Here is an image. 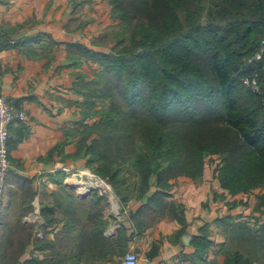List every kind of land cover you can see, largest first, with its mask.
Segmentation results:
<instances>
[{"label":"trees","instance_id":"obj_1","mask_svg":"<svg viewBox=\"0 0 264 264\" xmlns=\"http://www.w3.org/2000/svg\"><path fill=\"white\" fill-rule=\"evenodd\" d=\"M110 3L111 16L119 19L111 33L117 54L77 45L79 57L100 67L92 79L79 75L74 83L86 119L100 115L84 125L88 168L122 203L141 199L152 175L162 189L177 176L200 181L205 156L216 154L214 176L221 189L231 195L260 191L251 224L232 214L217 219L229 245L223 264H264V52L256 57L264 45V0ZM253 77L259 86L254 93L245 83ZM93 97L101 99L99 110L93 109ZM129 162L131 183L122 188L128 174L121 165ZM25 191L31 202V188ZM162 195L153 193L149 203L159 201L162 213L183 225L179 205ZM91 196L96 203L106 199L95 192ZM21 211L12 224L0 227V264H78L79 259L124 256L145 228L143 222L127 226L122 221L110 238L104 232L112 221L101 210L90 211L78 227L69 209L72 219L53 240L31 241V230L21 221L27 210ZM40 213L47 227L62 220L47 205ZM128 229L133 230L129 235ZM29 243L36 253L21 262ZM207 243L204 235L194 239L199 255Z\"/></svg>","mask_w":264,"mask_h":264},{"label":"crops","instance_id":"obj_2","mask_svg":"<svg viewBox=\"0 0 264 264\" xmlns=\"http://www.w3.org/2000/svg\"><path fill=\"white\" fill-rule=\"evenodd\" d=\"M93 1L0 0V93L25 113L24 120L14 119L8 127L11 169L0 203L8 204L6 213L10 216L22 212L26 203L29 206L37 201L41 208L47 205L50 214L62 219L49 225L46 231L49 240L64 228L70 217L69 209L78 227L87 221L90 211L101 210L103 217L112 221L104 235L111 238L118 232L108 193L98 188L82 194L80 190L89 179L83 176L80 182L73 177L75 174L69 176L89 169L83 133L85 123L92 122L86 119L74 83L77 76L86 78L98 68L95 62L79 57L77 45L105 52L111 43V29L117 23L110 14L109 1ZM97 5H101L102 11ZM205 169L200 181L177 176L169 180L167 189L156 186V176L152 175L149 189L141 199L119 203L112 190L124 224L133 226V220L145 224L143 232L134 235L126 251L138 254V264H175L176 259H185L188 264H223L229 245L217 219L230 214L246 218L244 211L238 210L246 198H253L248 217L256 215L254 206L260 191L231 195L221 189L214 170L213 182ZM129 184L124 182L122 188ZM28 186L33 192L29 203L21 196ZM93 192L107 199L101 198L96 203L91 196ZM155 192L179 205L183 225L164 215L159 201L153 202L155 206L149 203L148 197ZM250 203L248 200L245 205ZM27 213L28 210L21 218L22 223ZM132 232L128 229L127 235ZM203 235L209 243L199 255L194 239ZM28 247L21 262L28 260L31 252L36 253L32 243ZM122 259L123 256L113 255L102 260L79 259L78 264H123Z\"/></svg>","mask_w":264,"mask_h":264},{"label":"built area","instance_id":"obj_3","mask_svg":"<svg viewBox=\"0 0 264 264\" xmlns=\"http://www.w3.org/2000/svg\"><path fill=\"white\" fill-rule=\"evenodd\" d=\"M257 58H260V53L257 54ZM254 84V83H253ZM256 90V89H255ZM24 120L25 113L23 110H18L15 106L10 104L5 97L0 93V198H2L6 186H7V175L11 169V160L9 154L8 142L10 138L9 125L14 120ZM66 171V167H63ZM73 174H79L81 177H87L89 181L87 184L82 186L80 193H86L92 189H102L106 194L108 193L109 201L112 204L115 221L114 227L118 229L119 223L122 222V212L119 210L117 201H113L114 194L111 186L103 179L96 176L90 169L80 170L78 172L69 173V176ZM98 181H102L100 184ZM73 185H77L75 182ZM23 222L32 228L34 240H42L46 238V226L45 220L40 213V207L38 202L35 201L33 205V211L23 218ZM123 264H138V254L134 251H128L122 259ZM175 264H188L184 259H176Z\"/></svg>","mask_w":264,"mask_h":264},{"label":"rangeland","instance_id":"obj_4","mask_svg":"<svg viewBox=\"0 0 264 264\" xmlns=\"http://www.w3.org/2000/svg\"><path fill=\"white\" fill-rule=\"evenodd\" d=\"M99 0H94L93 2H95V3H97ZM107 1V3H108V1H109V5H110V14H111V12H112V9H113V4L112 3H110V0H106ZM103 3V2H102ZM97 9L99 10V11H102V7H101V5H97ZM115 20L117 21V23H116V25L115 26H117L118 25V23H119V19L118 18H115ZM115 26H113L112 27V29H111V33L112 32H114V31H116V27ZM107 42V41H106ZM115 46V42L113 43V42H111V43H108V45H107V47H108V49L105 51V53H111V54H113V53H116L117 54V50H118V48H116V47H114ZM263 52H264V45L261 47V50H260V56H261V54H263ZM100 69V67H98V68H96V71L97 70H99ZM94 77V73L92 74V75H90V76H86V78H84L85 80H90V79H92ZM256 81V82H255ZM245 83H246V85L247 86H249V88L251 89V91L253 92V91H255V89L256 90H258L259 91V86H258V83H257V80H255V77H253V79L252 80H245ZM254 83V84H253ZM254 93V92H253ZM101 99H99V98H97V97H93L92 99H91V101L92 102H94L95 104H94V106H93V109L94 110H99L100 109V101ZM109 104L108 103H106V106H108ZM92 116V118H91V120H94V119H100V115H98V114H93V115H91ZM205 160H206V169H205V174H206V176L211 180V181H213L214 182V176H213V170L215 169V166H216V164L218 163V156L216 155V154H211V155H206L205 156ZM131 165V163L129 162V163H123L122 165H121V167H123V169H125V170H127V174H128V176L124 179V181L126 182V183H131V178H132V167L130 166ZM125 170H123V172L125 171ZM131 172V173H130ZM30 195V192L29 191H25V190H23V193H21V196H22V198L24 199V200H28V196ZM106 199H107V197H106ZM244 199V198H243ZM245 201H242L243 203H241V206H239V208H238V210L239 211H241V210H243L244 211V213H245V216H246V218L245 217H236V221H242V220H245V219H249V224H251L252 223V221L254 220L252 217H248V215H249V212H250V208H251V204H252V202H253V198H250V199H248V198H246V199H244ZM249 200V202H251L250 204H249V206H246L245 205V202H247ZM113 201L115 202L116 201V197H114L113 198ZM28 203H29V201H28ZM0 205H1V208H0V227L1 226H5V222H9L10 224H12L14 221H15V219H16V216L15 215H13V216H10V215H8L7 213H6V210L8 209V204L7 203H5V202H2V203H0ZM31 209L29 210L28 209V205H27V203L24 205L25 206V211L26 210H29L28 211V213L26 214V215H28L29 213H31L32 211H33V203L31 202ZM243 208V209H242ZM25 215V216H26ZM24 216V217H25ZM23 217V218H24ZM74 217V216H73ZM223 217V216H222ZM70 219H72V217H70ZM23 220V219H22ZM77 220H75V222H76ZM24 223V222H23ZM24 224H26V223H24ZM27 225V224H26ZM27 227H28V225H27ZM30 230H31V241H33L34 240V236H33V233H32V228H30V226L28 227ZM1 230H2V227H1ZM1 230H0V233H1ZM2 241V240H1ZM1 241H0V244H1ZM31 243H29L28 245H30ZM26 251H29V247L26 249Z\"/></svg>","mask_w":264,"mask_h":264},{"label":"water","instance_id":"obj_5","mask_svg":"<svg viewBox=\"0 0 264 264\" xmlns=\"http://www.w3.org/2000/svg\"><path fill=\"white\" fill-rule=\"evenodd\" d=\"M73 177H75V179L77 180V181H80L81 182V176L79 175V174H75ZM71 182H73L72 180H71ZM73 184V183H72Z\"/></svg>","mask_w":264,"mask_h":264},{"label":"bare ground","instance_id":"obj_6","mask_svg":"<svg viewBox=\"0 0 264 264\" xmlns=\"http://www.w3.org/2000/svg\"><path fill=\"white\" fill-rule=\"evenodd\" d=\"M100 184H103V182L102 181H98Z\"/></svg>","mask_w":264,"mask_h":264}]
</instances>
